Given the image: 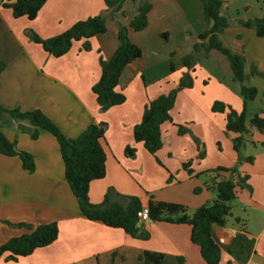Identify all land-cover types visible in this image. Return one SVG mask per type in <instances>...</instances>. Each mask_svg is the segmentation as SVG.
Segmentation results:
<instances>
[{
	"label": "crops",
	"instance_id": "1",
	"mask_svg": "<svg viewBox=\"0 0 264 264\" xmlns=\"http://www.w3.org/2000/svg\"><path fill=\"white\" fill-rule=\"evenodd\" d=\"M147 1L152 5L147 28L128 33L142 55L128 64L119 77L117 90L125 102L106 112L99 111L91 91L100 76L98 60L111 57L117 47V24L129 25L137 14L138 0L125 1L112 17L103 0H47L32 21L15 19L10 10L0 9V60L5 63L0 74V108L39 110L68 139L76 138L91 124L104 128L105 176L89 185L88 198L93 205L100 204L112 190L137 197L142 208L152 199L184 206L191 215L215 198L213 191L205 187L207 177L196 174L224 167L247 176L246 186L237 190L236 199L230 204L231 214L225 225L214 226L211 236L221 249L219 264H264V136L248 124L254 114L264 118L260 114L264 108L249 112L254 101L247 104L246 133L240 135L225 132L223 114L213 120V102L201 109L196 100L188 97L179 103L185 114L177 117L174 104L171 123L161 126L162 146L154 157L133 141V127L140 122L144 106L169 93L168 82L177 83L180 79L179 74L185 71L183 57L193 53L198 35L205 30L199 0ZM221 13L232 20L260 18L264 16V0H223ZM94 16L106 17V32L74 42L60 58L51 57L27 38L31 31L48 39ZM161 34H167V41ZM263 40L252 30L234 25L220 36L223 47L244 57L246 75L251 64L264 74L263 55L258 51L264 46ZM86 43L88 51L83 47ZM170 63L174 65L172 72ZM255 77L249 76L244 85L253 86L250 81ZM228 80L235 84L232 74ZM236 89L239 91L240 85ZM218 101L236 113L241 111V99L224 97ZM189 123L193 124L187 128L200 141L198 149L188 134H178V126L185 128ZM0 130L34 162V171L28 173L17 156L0 154V245L28 233L10 225L35 228L56 223L58 227L57 239L51 245L16 261H9L4 255L0 264H109L112 255L115 264H143L138 257L145 251L163 254L164 264H206L199 248L190 241L188 225L143 222L141 234L147 238L139 239L83 218L66 184L55 138L40 131L38 138L32 140L15 123L6 120L0 123ZM240 136L245 142L237 154L233 140ZM127 147L134 149L133 157L125 154ZM201 151L202 159L198 158ZM249 157L251 162L246 161ZM187 162L192 175L182 168Z\"/></svg>",
	"mask_w": 264,
	"mask_h": 264
},
{
	"label": "trees",
	"instance_id": "2",
	"mask_svg": "<svg viewBox=\"0 0 264 264\" xmlns=\"http://www.w3.org/2000/svg\"><path fill=\"white\" fill-rule=\"evenodd\" d=\"M125 1L127 0H103V3L108 15L112 17L120 12ZM129 1L135 2L136 0ZM46 2L47 0H0V9L10 10L15 19L25 18L32 21ZM199 2L201 3L205 30L198 35L197 42L193 45V53L183 57L182 64L185 72L178 81L177 90L192 87L191 74L196 68L197 55L201 54L203 58H206L210 52L214 51L225 57L233 81L240 85L241 111L236 113L229 106L216 101L211 106V112L225 116V132L243 135L246 133L247 104L254 101L258 95L257 88L246 86L244 82L249 76H256L264 80V74L259 72L254 64H251L249 75H246L244 57L232 54L223 47L220 36L227 28L234 25L252 30L257 38H264V16L247 20H232L221 13L223 0H199ZM151 9L152 5L147 0H138L137 14L129 22V25L117 24V47L111 57L108 60L99 57L100 76L91 91L100 112H106L125 102L124 95L117 90L119 77L128 64L139 59L142 55L141 49L129 40L128 33L129 30L141 32L147 28L148 14ZM105 32L106 17L94 16L78 21L61 34L48 39H41L31 31H28L27 35L31 42L39 45L45 53L53 58H60L70 50L74 42L87 41ZM161 38L167 41V34H161ZM83 47L85 51L89 50L87 43ZM4 69L5 63L0 60V74ZM170 71H174L172 63H170ZM142 81L144 82L143 77ZM175 100L176 90H172L168 94L148 101L144 106L140 122L133 127V141L136 144H141L144 150L153 157L161 149L160 128L164 123H171L170 111L173 109ZM260 114H264V110L260 111ZM5 120L15 123L18 129L28 134L32 140L38 138L40 131H45L55 138L64 167L66 184L75 198L79 213L83 218L101 223L107 228L122 230L132 238H147V235L141 234V224L137 213L142 207L137 197H126L108 190L100 204L93 205L89 202L90 183L103 179L105 176V152L102 146L105 131L102 126L91 124L76 138L68 139L39 110L21 112L17 109L0 108V123ZM248 124L264 136V118L259 117L258 113L249 119ZM186 133L187 130L184 127L178 126L179 135ZM193 142L198 149L200 142L196 138L193 139ZM244 142L242 136L233 140V149L237 154ZM262 146L264 148V144ZM134 152V149L129 147L125 149L127 156L133 157ZM0 154L8 157L17 156L26 172L34 171L32 156L17 150L15 143L9 142L1 130ZM203 157L204 152H199L198 158ZM246 161L251 162L252 158H246ZM182 168L188 175L193 174L190 162L184 163ZM229 175L230 177H228ZM195 176L207 177L205 187L215 194L211 203L197 208L191 215H188L184 206L151 199L147 204L149 221L188 225L190 241L199 248L203 261L206 264H219L221 249L219 244L213 240L211 229L214 226L225 225L231 214L230 204L236 199L237 190L246 186L247 176H241L234 169L224 167H216ZM194 192H198V190ZM10 226L25 229L28 233L10 238L0 245V258L6 255V259L9 261L27 257L35 250L51 245L58 236L56 223L43 224L35 228L26 224ZM138 260L143 264H164L165 256L161 253L145 251L138 257ZM109 264H115L114 255H112Z\"/></svg>",
	"mask_w": 264,
	"mask_h": 264
},
{
	"label": "rangeland",
	"instance_id": "3",
	"mask_svg": "<svg viewBox=\"0 0 264 264\" xmlns=\"http://www.w3.org/2000/svg\"><path fill=\"white\" fill-rule=\"evenodd\" d=\"M27 38L29 39L28 35ZM258 51L260 56L263 55V58L261 59L263 65L261 66L262 68H264V46L260 47ZM228 67L229 65L226 58L217 52L212 51L206 58H203L201 54H199L197 55L195 71L191 74L193 78V84L191 88L177 90L179 81L178 79L176 81L177 83H173L172 81L168 82L170 86L169 92H171L172 90H176L175 112L177 113V117L185 114V109H183L184 106L182 108L181 106H179V103L182 102V99H186L188 97H190L191 100H196L197 103H199V107L201 109L204 107V104H207V102L214 103L224 97L229 98L232 101L233 99H241L238 89L235 90L239 83L234 82L235 84H231V81L228 80V77L231 76ZM184 72H182L181 75L179 74L180 78L182 77V74ZM166 84L167 83H165L164 85ZM250 84L255 86V88H257L258 90L256 99L248 109L249 112H254L264 108V80L262 78L255 77L252 79V81H250ZM183 93H186L184 94L185 96L183 95ZM233 95L235 96L233 97ZM212 117L215 121V118L217 119V117H222V114H213ZM191 124L193 123H189L185 126V129L187 130L186 134H188V137L192 142L194 138L199 141V139L191 133V130L187 128Z\"/></svg>",
	"mask_w": 264,
	"mask_h": 264
},
{
	"label": "built area",
	"instance_id": "4",
	"mask_svg": "<svg viewBox=\"0 0 264 264\" xmlns=\"http://www.w3.org/2000/svg\"><path fill=\"white\" fill-rule=\"evenodd\" d=\"M137 217H138L139 223H143V222H147V221H149V217H148V209H147V207L142 208V209L137 213Z\"/></svg>",
	"mask_w": 264,
	"mask_h": 264
}]
</instances>
